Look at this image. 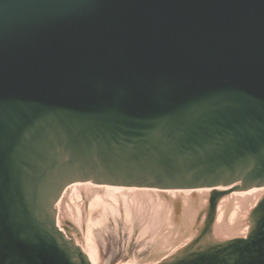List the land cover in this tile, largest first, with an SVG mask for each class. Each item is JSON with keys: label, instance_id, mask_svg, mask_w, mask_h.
Returning <instances> with one entry per match:
<instances>
[{"label": "water", "instance_id": "water-1", "mask_svg": "<svg viewBox=\"0 0 264 264\" xmlns=\"http://www.w3.org/2000/svg\"><path fill=\"white\" fill-rule=\"evenodd\" d=\"M231 183L264 187V0H0V264H89L73 184ZM224 197L149 263L264 264V193L243 234Z\"/></svg>", "mask_w": 264, "mask_h": 264}, {"label": "bare ground", "instance_id": "bare-ground-1", "mask_svg": "<svg viewBox=\"0 0 264 264\" xmlns=\"http://www.w3.org/2000/svg\"><path fill=\"white\" fill-rule=\"evenodd\" d=\"M233 186L234 184L231 183L225 187L167 190L73 184L66 189L65 198L67 200L63 211L70 222L79 230L84 240L82 251L92 262V254L97 255V253L95 252V245L89 242L88 211L90 212L96 205L102 203L101 198L103 196L114 198V200L109 198V202H106V205L111 206L114 211H116L117 206L115 200L119 202L123 199L124 203H128L127 208L132 213L134 224L140 223V231L136 236L132 235V240L135 245H142L145 248L147 254L152 257V262H159L158 260L161 259L162 255L177 250L178 246L181 245V240L185 237L183 234L186 235L185 230L195 228V215L206 205L207 196L211 192H226V197L218 203L217 214H215L216 223L228 227L226 228L227 235L233 234L231 227H243L240 234L246 232L247 225L244 224V217L249 210L247 209L248 205L253 206L254 202L264 193V187L232 191ZM74 199L81 202L82 205L79 208L76 207ZM89 202H91L90 205ZM59 205L60 203H58L57 208ZM242 210L245 212L243 213ZM136 230L137 227H135V232ZM158 254L162 255L156 257Z\"/></svg>", "mask_w": 264, "mask_h": 264}, {"label": "rangeland", "instance_id": "rangeland-1", "mask_svg": "<svg viewBox=\"0 0 264 264\" xmlns=\"http://www.w3.org/2000/svg\"><path fill=\"white\" fill-rule=\"evenodd\" d=\"M109 198L112 197L103 196L101 198L102 203L96 205L90 212L88 211L89 242L95 245V252L97 253V255L92 254L91 263L140 264L147 252L142 245H135L132 240V235L136 236L140 231V223L134 224L132 213L127 208L128 203H124L123 199L119 202L115 200L117 206L116 211H114L111 206L106 205ZM74 200L76 201V207L79 208L82 205L81 202ZM91 202H89V205ZM135 227H137L136 232Z\"/></svg>", "mask_w": 264, "mask_h": 264}]
</instances>
